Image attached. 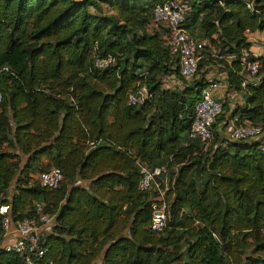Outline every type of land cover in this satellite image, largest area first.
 <instances>
[{"label": "trees", "instance_id": "trees-1", "mask_svg": "<svg viewBox=\"0 0 264 264\" xmlns=\"http://www.w3.org/2000/svg\"><path fill=\"white\" fill-rule=\"evenodd\" d=\"M170 0H0V207L13 223L55 217L39 236L36 264H264V153L257 142L189 139L209 69L226 74L246 107L233 117L264 123V57L247 33L264 32V0H181L183 28L206 41L195 76H180L153 10ZM247 52V56H244ZM114 62L96 69L94 61ZM259 82L241 87L245 64ZM169 79L179 82L170 85ZM143 90L139 106L128 104ZM140 166L164 168L168 219L150 229L155 184L138 188ZM52 168L58 189L40 185ZM0 264H26L3 247Z\"/></svg>", "mask_w": 264, "mask_h": 264}, {"label": "built area", "instance_id": "built-area-1", "mask_svg": "<svg viewBox=\"0 0 264 264\" xmlns=\"http://www.w3.org/2000/svg\"><path fill=\"white\" fill-rule=\"evenodd\" d=\"M188 6L181 0H170L157 5L153 10L154 21L163 24L168 30L166 45L172 55H176L179 59L180 76L190 81L196 74L198 62L201 58L200 52L206 45V41L197 42L183 28L185 15ZM244 52V56H247ZM111 57L98 59L94 61L96 69H105L113 64ZM247 69V78L241 83V87H245L251 83L256 85L259 82L258 72L260 65L258 62H248L245 64ZM8 69L3 67L2 72ZM217 88L216 83H210L205 87L200 95V99L196 102L190 122L189 139L198 140L208 145L213 140V123L215 118L222 111V103L215 99L214 91ZM2 93L0 91V103L2 102ZM146 99L143 90L131 94L128 98V104L131 106H139ZM232 128L229 131L228 138L233 142H257L259 150L264 153V123L252 125L250 123H240L239 118L233 117ZM141 177L138 188L141 192H147L151 186L155 184L158 199L151 205V222L150 229L155 232H161L168 219L169 205L165 199V190L156 183V179L166 174L164 168H155L150 170L146 166H140ZM63 179L60 169L52 168L47 172H43L38 176L41 186L50 190L58 189ZM38 216L33 219H23L16 223L12 222L10 216V207L3 205L0 207V215L2 216L3 230V247L7 251L25 256L26 264H36L35 259H41L46 249L40 248L38 245L39 236L43 228L51 231L55 222V217L41 213V207L36 206ZM13 234V237L10 236ZM35 258V259H34ZM43 264H55L52 260H46Z\"/></svg>", "mask_w": 264, "mask_h": 264}, {"label": "crops", "instance_id": "crops-1", "mask_svg": "<svg viewBox=\"0 0 264 264\" xmlns=\"http://www.w3.org/2000/svg\"><path fill=\"white\" fill-rule=\"evenodd\" d=\"M246 35L248 42L250 43L249 52L251 55L255 58L264 57V32L247 33ZM205 79L208 84H217V88L214 91V97L221 103H225L226 107L229 109L225 121L216 129L222 138H228L229 131L232 128L231 117L233 116V111L237 107H246L242 92L228 91L226 85V74L219 71L215 67L209 69ZM168 83L170 85H180L179 82L171 79H169ZM48 233H50V231L46 228H43L41 231V235ZM11 237H13V234L10 238Z\"/></svg>", "mask_w": 264, "mask_h": 264}]
</instances>
